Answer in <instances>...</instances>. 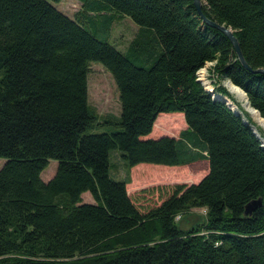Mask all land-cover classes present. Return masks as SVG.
Segmentation results:
<instances>
[{"label": "trees", "instance_id": "16d2710c", "mask_svg": "<svg viewBox=\"0 0 264 264\" xmlns=\"http://www.w3.org/2000/svg\"><path fill=\"white\" fill-rule=\"evenodd\" d=\"M61 1L0 0V264H264V148L196 81L215 62L264 120V0H199L249 70L192 0H77L72 18L51 4ZM122 18L138 31L121 52L106 39ZM90 63L112 76L119 116L89 105ZM213 92L229 98L219 84ZM172 113L186 124L178 138L147 139L153 125L174 130L159 116ZM113 151L126 172L200 161L208 171L142 211L129 178L112 175ZM194 209L203 222L180 230L176 218Z\"/></svg>", "mask_w": 264, "mask_h": 264}, {"label": "rangeland", "instance_id": "374dc122", "mask_svg": "<svg viewBox=\"0 0 264 264\" xmlns=\"http://www.w3.org/2000/svg\"><path fill=\"white\" fill-rule=\"evenodd\" d=\"M51 4L58 11L70 18L80 9V3L77 0H62L60 3ZM137 31L135 24L128 18H122L113 23L109 38L107 35L106 40L116 50L122 52V50H126L128 44L134 39ZM89 69L90 73L87 77L89 105L96 111L99 117L107 115L119 116L120 104L118 91L112 76L99 63H90ZM206 70L210 76L209 79L213 81L212 85L219 84L221 86L223 82H228L227 79L216 76L215 63L212 66H208ZM205 88L213 98L217 97L213 92L214 88H211V86H205ZM229 99L242 110L240 104L232 95H229ZM159 116L172 117L170 120L173 122L174 130L163 132L158 129V125H153L152 131L147 139H157L162 136L178 138L180 132L186 129L182 114H160ZM260 133L264 136L263 132L260 131ZM119 155L118 151H113L110 155L112 175L117 179L129 178L126 191L133 203L142 211L158 205L170 193L172 186L197 183L208 171L207 163L200 161L183 167L140 164L126 172ZM3 162L4 160H0V167ZM56 167L57 162L50 160L47 168L41 173L40 178L44 182H47L54 175ZM82 201L84 203H93L89 193L82 195ZM204 217V210L194 209L182 218L177 217L176 225L180 230L185 231L197 227L203 222Z\"/></svg>", "mask_w": 264, "mask_h": 264}, {"label": "water", "instance_id": "95a60500", "mask_svg": "<svg viewBox=\"0 0 264 264\" xmlns=\"http://www.w3.org/2000/svg\"><path fill=\"white\" fill-rule=\"evenodd\" d=\"M193 2V6L195 8V10L197 11V13L200 15L202 21L207 24L208 26L210 27H213L215 29H217L218 31H220L230 42V44L232 45V48H233V51L234 53L236 54V57H237V60L239 61V63L246 69L249 70V67L247 66L246 62L244 61V58L241 54V51H240V48H239V45H238V42L236 40V38L234 37V34L232 32V30L224 25H219L213 21H210L208 20L201 12V8H202V3L201 1L199 0H192ZM258 73H261L264 75V69L263 70H258L257 71ZM229 82H231L230 80H228ZM224 83V82H223ZM223 83H222V87L224 88L223 86ZM235 86V85H234ZM244 92V91H243ZM245 93V92H244ZM246 95V93H245ZM247 97V96H246ZM216 99L222 101L225 103V105L236 115V116H239L242 123L247 125L252 133L255 135L256 138L259 139V141L261 142V147L264 148V142H262V140L260 139L258 133L256 132V129H255V124H254V121L250 118L249 114L247 112H245L246 114V117H244L240 112H238L237 110L233 109L229 103H227V100L228 99H221L220 97H216ZM248 99V98H247ZM250 105V104H249ZM251 106V105H250ZM261 206V200L258 199V200H255V201H252L251 203H249L248 205H246L245 207V215H251L257 208H259Z\"/></svg>", "mask_w": 264, "mask_h": 264}, {"label": "bare ground", "instance_id": "6f19581e", "mask_svg": "<svg viewBox=\"0 0 264 264\" xmlns=\"http://www.w3.org/2000/svg\"><path fill=\"white\" fill-rule=\"evenodd\" d=\"M228 81V80H227ZM232 82H225L223 83L224 89L227 91V93L229 95H232L236 101L240 104L242 110L240 108H238L235 104H233V101H231L228 97L226 96H218L221 99H228L227 103H229V105H231V107L235 110H237L238 112H240L244 117H246L245 112H247L250 116V118L254 121L255 124V129L256 132L258 133L260 139L262 140V142H264V136L261 137L260 131L264 133V120L263 118H260V114L258 115V113L255 111V109L253 110V108L249 105L248 99L245 95V93H243L240 88H236L234 87L232 84ZM205 86H210L209 84H205ZM204 87V86H203ZM204 89L206 90V88L204 87ZM208 91V90H206ZM212 92V91H211ZM216 99V98H214ZM245 111V112H244Z\"/></svg>", "mask_w": 264, "mask_h": 264}, {"label": "built area", "instance_id": "2783aa9c", "mask_svg": "<svg viewBox=\"0 0 264 264\" xmlns=\"http://www.w3.org/2000/svg\"><path fill=\"white\" fill-rule=\"evenodd\" d=\"M212 65H213V63H208V64L205 65V67L203 69L199 70L196 73V81L199 82L204 87H205V84H209L211 86V88H214L215 84L212 85L213 81H211L209 79L210 76H209V74H208V72L206 70L208 66H212Z\"/></svg>", "mask_w": 264, "mask_h": 264}]
</instances>
